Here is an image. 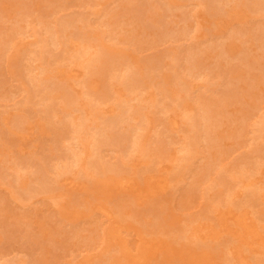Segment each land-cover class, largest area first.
Wrapping results in <instances>:
<instances>
[{"label":"rangeland","instance_id":"374dc122","mask_svg":"<svg viewBox=\"0 0 264 264\" xmlns=\"http://www.w3.org/2000/svg\"><path fill=\"white\" fill-rule=\"evenodd\" d=\"M146 1L0 0V264H264V129H256L264 114V10L254 13L247 0L219 2L225 13L195 0H149V9L143 7ZM155 7L162 10L158 18L150 11ZM88 35L126 53L139 70L147 68L144 59L159 65L150 84L141 80L143 94L131 95L137 98L132 104L140 103V96L148 99L140 133L148 148L134 150L128 141L103 145L104 159L122 168L93 176L80 171L83 162L66 164L72 145L80 144L86 153L91 145L70 137L72 126L62 115L66 110L89 115L95 104L110 116L119 111L115 96L130 95L114 75L89 71L84 61L89 54L74 59L80 43L75 38L89 40ZM39 38L47 50L37 46ZM35 48L43 54L29 53ZM186 49L193 51L191 62L184 58ZM174 55L180 60L173 67ZM40 64L56 116H47L48 106L37 96L24 104L27 95L34 99L33 92L27 93L34 88L28 67ZM177 71L211 101L217 126L210 131L220 143L208 148L202 139L205 146L179 184L172 174L187 125L177 115V95L164 98L165 109L152 104L164 97L157 88L168 83L164 74ZM236 80L238 87L229 90L227 84ZM103 85L112 94L106 100L96 97ZM65 90L77 99L66 110L57 97ZM135 121H140L137 116L126 119L121 130ZM212 153L225 157L230 169L216 162L199 181L196 165L203 166ZM41 166L51 189L37 188ZM233 167L254 173L240 182L228 175ZM219 171L228 172L229 183L214 177ZM228 193L234 197L227 201Z\"/></svg>","mask_w":264,"mask_h":264},{"label":"bare ground","instance_id":"6f19581e","mask_svg":"<svg viewBox=\"0 0 264 264\" xmlns=\"http://www.w3.org/2000/svg\"><path fill=\"white\" fill-rule=\"evenodd\" d=\"M195 1H196V3L198 5H202V6L207 7V8L210 7L213 11H218L219 13H225L227 11V8H223V6L222 7L219 6V4H220L219 2H221V1L223 2L224 0H195ZM146 2L148 4H146V6H143L144 5L143 4L142 6L146 7L147 9H149V5L151 3H150L149 0L146 1ZM227 2H229V1L227 0ZM246 4H248L250 6L251 10L254 13L257 12V11L264 10V0H247ZM222 5H224V4H222ZM124 6L126 7V10H130L131 9V7L130 6L127 7V5L125 3H123V7ZM158 8L155 7V9L150 10L154 15H155V13L158 14V16L155 15L157 18L159 17V13H161V11H162V10L158 11L160 9V8L159 9ZM139 9H137V11H139ZM67 21H69V20H67ZM67 21H65V22H67ZM86 21H88V22H86L87 24L85 23L86 27L89 28L91 26V22H89V19L86 20ZM70 23H72V22H70ZM64 25H65V27L67 29L68 28L67 26H70L71 24H67L66 23ZM75 27H77V26H75ZM71 29H73V28H71ZM80 30H83V29H80ZM76 31H78V30H76ZM84 33H86V31ZM84 36H86V34ZM94 36L95 37H92V36H89V38L87 37L89 40H85L86 38L84 39L82 37H78V38L76 37L75 38L76 40L80 39V41H79L80 43L77 46V48L74 49L76 51L75 54L73 55L74 59L75 60H79V59L83 58L85 55L89 54V56L86 57V59L84 60L86 62L85 63L86 68H88L89 71H92V72L94 71V73L99 74L101 77H104L106 75H111V74L114 75L116 78L119 79V82L124 86L125 90L127 91V93L130 96H126V97L115 96L114 104H115L116 108L119 109V111H118V113L114 112L110 116H104L103 112H102L103 110L100 109V108L98 109V107H96L95 104L94 105L93 104L90 105L91 107H90L89 115L74 116L72 110L71 111L66 110V107L71 105L72 103H74V101H76L77 99L75 97L74 98L76 100L73 99V96L70 95V93L68 91H66V90L63 92V94H58L57 97L62 100V103L64 105L63 109L66 110V111L64 110L66 112V113L64 112L65 116L64 115H62V116L65 117L68 120L69 125L72 126V131L70 132V133H72V135L70 137L71 138H75V139H77V138L80 139L81 137H83V139L86 141V145H87V142L89 143L88 145H91V147L87 146V148L90 147V149L88 150L89 151L88 153H86L87 149L85 150V149H81V148L78 147L80 145L79 142H78L79 145H77V146L75 145V147H74V145H72L73 146V151L71 150L72 153L69 154V156L67 155L66 164L67 163H69V164L73 163L75 165H79V164H81L83 162L81 170L80 169L79 170L80 171L83 170L86 174H89L90 176L94 175V173H95L94 171H97V172L101 171V172L106 173L109 169H111V168L114 169L115 168V167L110 166L111 164L108 163L109 161H106L107 159L105 160L104 159L105 157L102 156V151H104L102 146L105 145V144H108L109 142L111 144L112 143H117L118 144L121 141H126V142L128 141L130 143V147L131 148H133L134 150H140V151L148 148V147H146V148L144 147L143 137L140 134L141 131L145 127L144 126V122L145 121L143 122L142 119H144L145 116H146V113L144 112V108H145V104L148 102V99L147 98H143V97H141L139 95L140 96V99H139L140 103L132 104V101L134 99H137V98L133 97L134 95L133 96H131V95L134 94V92L136 90L141 91V89L144 88L143 85L150 84L152 82V80L154 79L153 70L159 67V65L156 64V60H153L152 58L151 59H144V60H142V64L145 65L147 68L139 70L137 68L138 65H136L134 62L130 61L128 59V57L126 56V53L125 54L124 53L118 54L116 49H114V47H112L109 43L105 42L100 36H96V35H94ZM95 39L98 41L97 43H96V41H93ZM37 40H38L36 42L37 46L38 45L39 46H43L44 45L42 43V41H43L42 38H39ZM93 42H95L96 44L93 43ZM46 46L47 45H44V48H45L44 50L48 49ZM43 51H42V49L39 50V49L35 48L33 50H30L29 53H31V52H33V53L39 52L40 54H43L42 53ZM192 52L193 51L186 49V52L184 53V58H186L189 62H191L192 59H193L192 57H194ZM56 55H57V53H56ZM172 58H173V62H174V65H173V67H174L176 65V63L180 60V56L174 55V56H172ZM18 65L19 64H17V66ZM40 65L41 66H38V67L37 66L28 67L27 77L32 83H34V86H33L34 88L33 89L29 88V89H31V91H28L27 93L33 92L34 99H32V97L27 95L28 98L26 97V101L24 102V104L25 105L29 104V102L31 103L32 100H33V102H35V96H37L39 98V102L40 103H42L43 105H46L45 106L46 108L48 106V108L47 109L45 108L46 110H44V112L46 111L45 113L48 114L47 116H50L51 114H52L51 116H56L57 112H55V108H52V106L51 107L49 106V102H51L52 98L50 96H48V94L46 92V90L49 89L50 84L48 83V78L47 77H42V74H43V71H44V66H43V64H40ZM36 68H37L38 71L41 68V70L39 71L40 72L39 74L34 71V70H36ZM230 69L233 70L232 73H234V69L233 68H230ZM231 70H228V72H230ZM226 71H227V69H226ZM164 76H165L164 80L167 79L168 83H166V85H160V86L157 87L158 90H159L158 96L161 95V96H164V97L162 98L160 96L161 98H159V99L156 98L152 102V104H153L154 107H161L160 109H165V107H167V105L164 103V101H165L164 98L167 97L170 94V92H171V94H176L177 95V97H176L177 99L175 100V106H176V110H177V115H179V116H181L183 118L182 121L187 125V129L186 130L184 129L185 134L182 137V139H180V142L177 141V143L178 142L180 143V144H178V149H177L178 150L177 153H179V157L177 159V163H176V166H175L173 174H172V176L173 175L174 176L172 178H174L176 181L177 180L183 181L182 178H184L183 177L184 174H185L184 172L187 171L188 168L190 169L192 164L195 163V161H196L195 159H196V156H197L196 154H197V152L199 153V148L201 147L203 149V147L205 146V145H203L204 143L201 144L202 139L206 140V144H208L206 146H208V148H218L220 146V143H218V141H216L215 136L210 131V127L215 122L213 120H214V118H216L217 112H216L215 108L212 107L211 101L209 99L205 98V96L202 98L201 94H198L196 92L199 89L198 88L195 89L196 87L194 88V87L191 86V83H192L191 80L189 82L188 80H185V79L183 80V79H181L179 77L180 73L178 71H177L176 74H174V72H173L172 74H164ZM142 79L147 81V82H145L146 84L141 82ZM176 79H177V81L175 82ZM164 84H165V82H164ZM251 84H252V82H251ZM237 85H239L237 80L236 81H231L230 83L227 84V88L229 90H233V89H236L238 87ZM202 86H204V85H202ZM192 88H194L195 90H192ZM29 89H27V90H29ZM141 92L143 94V91H141ZM96 94H97L96 97H98L100 100H104V99L106 100V99L110 98L111 95H112L109 92V88H108L107 85H103V87ZM61 95L63 97H61ZM166 103H167V101H166ZM147 106L148 105H146V107ZM71 107L72 106H70L68 108L70 109ZM74 110H77V109L74 108ZM263 113H264V111H263ZM134 116H137V118H139V120H140L139 123H136V121H135L136 124L128 123L130 125H129V127L126 125L127 126V131L126 130H125L126 132L122 131L121 130L122 129V124L125 122V120L129 119V118H132ZM181 117H180V119H181ZM257 124H256V127H257L256 129L258 131H260V132H263V129H264V114L261 116V121L258 124V126H257ZM215 125H213V127H215ZM218 125H219V123H218ZM220 126H219V129L221 128ZM52 127H53V129H52L53 132H56L57 134L62 132L61 131L62 129L59 130L56 127L54 128V126H52ZM238 128L240 130V126ZM124 129H125V127H124ZM128 129L130 130V132H128ZM211 130H212V128H211ZM220 131H221V129H220ZM219 136H220V134H219ZM84 140H83V142H84ZM144 141H145V138H144ZM125 147H127V146H125ZM146 151L147 150H145V152ZM217 151L219 152V150H217ZM84 153L89 154L88 158H86V159L82 158ZM200 153H202V152L200 151ZM203 156H204V154L202 155V157ZM205 156H207V155L205 154ZM208 156H209V154H208ZM208 156L206 158H209ZM212 157L213 158H211V159L210 158L207 159V161L205 163H203V166H201V167L199 166V168H198L197 165H196V170L198 172L196 173V171H195L194 175H195V177L198 176L199 181L202 180L203 178H205V175L206 176L209 175L208 174L209 173L208 169L210 167H212L214 163L218 162V165L220 164L219 166H222L221 167L222 169L223 168L225 169L227 167V163L228 162H225V160H223V159H225V157L223 159H221V156L219 157L215 153L213 154ZM235 161H236V163L238 162L237 159H235ZM219 166L217 168H219V170H222ZM253 166H256V165L253 164ZM39 168L40 169H38V172H37V175H36L38 177L37 180H36L37 181V186H38L37 188L40 189L41 191L45 190L44 188L51 189V188H48L49 186L47 185V182H49V180L45 178V177H48L46 175L48 173L47 169L45 167H42V166L39 167ZM121 168L122 167L118 165L115 169L120 171ZM197 168L201 169V170H198ZM214 168H216V165H215ZM228 169H230V167L229 168L227 167V170ZM233 169H235V171L231 173L232 176L230 174H228V172H226V174H225L223 171H219L217 173V176H214V177L218 178L220 182L222 181L224 183H225V181H227L229 183V181L227 179V177L229 178V176L233 177V178H237V181L239 180L240 182H242L241 176L244 177V176H246L248 174H251V170H252V168H248L247 169V168H243V167L242 168L233 167ZM252 172H253V170H252ZM100 174H103V173H100ZM243 179L245 181L246 178H243ZM178 182L179 181H177V183ZM52 183L54 184V182H52ZM52 183H50V184H52ZM120 183H121V181H120ZM250 183H252V182H250ZM245 185H246V183H245ZM258 188H259V186L257 187V189ZM228 189H229V187H228ZM230 189H231V187H230ZM35 190L36 189L34 188V191ZM225 196H226L225 200H227V199L230 200V199H232L234 197L232 194H229V193L227 195H225ZM222 201H224V199L223 200L221 199V202ZM219 203H220V201L218 202V204ZM155 209H157V208H155ZM154 211L155 210L153 209V213H154ZM156 212L160 213V214L159 213L157 214L158 216L161 215L160 211L157 210ZM209 212H210V209L207 210V214ZM154 214H156V213H154ZM255 230H253V231H255ZM251 233H253V232H251ZM255 233H257V232H255ZM255 235L256 234H254V236ZM256 237H257V235H256ZM256 237L254 238L255 240L259 238V237L258 238H256ZM257 242H258V240L255 243H257ZM259 243L262 244V240H261V242H258V244ZM258 248H259V246H258ZM140 259H141V257H140ZM235 259H236V257H235ZM240 259H242V258H240ZM240 261L241 260H239L238 262H240Z\"/></svg>","mask_w":264,"mask_h":264}]
</instances>
